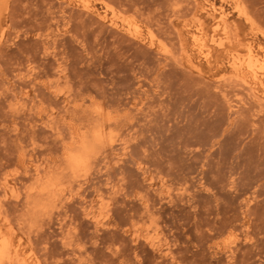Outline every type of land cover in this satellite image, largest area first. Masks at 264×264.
I'll use <instances>...</instances> for the list:
<instances>
[{
	"label": "rangeland",
	"instance_id": "374dc122",
	"mask_svg": "<svg viewBox=\"0 0 264 264\" xmlns=\"http://www.w3.org/2000/svg\"><path fill=\"white\" fill-rule=\"evenodd\" d=\"M4 250L264 264V0H0Z\"/></svg>",
	"mask_w": 264,
	"mask_h": 264
},
{
	"label": "bare ground",
	"instance_id": "6f19581e",
	"mask_svg": "<svg viewBox=\"0 0 264 264\" xmlns=\"http://www.w3.org/2000/svg\"><path fill=\"white\" fill-rule=\"evenodd\" d=\"M89 7L90 6H88L87 4L85 5L86 9H89ZM135 32H138V31L135 30ZM101 133H102V131H101ZM101 137L103 138L102 134H100V133L96 134V141H100ZM91 154H92V146L88 142H84L83 146L79 150L70 152V170L72 171L73 174L76 173L77 171L83 170V169H85L87 167V165L89 164V161H90ZM52 186H53L52 182H47L41 188V192L42 193L47 192ZM4 191L5 192L9 191L14 196L16 195L15 190L13 189V187L9 186L8 184L4 187ZM107 214H108L107 206L104 205V206H102L101 211L99 212V216L97 217V219H98L97 222L100 223L101 220L103 218H105V216ZM156 239L157 238H153L152 237L151 241H152L153 244H155L157 242ZM1 257L4 258V259L6 257V263L5 264H25L24 262L19 263V262L10 261L9 257H8V251L7 250H4L1 253Z\"/></svg>",
	"mask_w": 264,
	"mask_h": 264
}]
</instances>
